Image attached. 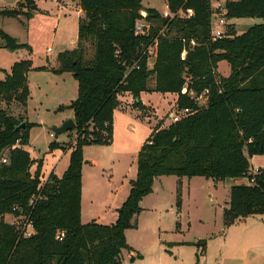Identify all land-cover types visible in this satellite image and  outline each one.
<instances>
[{
    "label": "trees",
    "instance_id": "trees-1",
    "mask_svg": "<svg viewBox=\"0 0 264 264\" xmlns=\"http://www.w3.org/2000/svg\"><path fill=\"white\" fill-rule=\"evenodd\" d=\"M23 1L18 4L19 13L3 10L0 16L16 17L21 7L34 4L33 0ZM72 1L84 12L77 47L61 53L57 58L60 67L52 70L55 74L71 73L78 83V98L69 106L77 137L68 145L69 165L61 177L52 172L42 179L40 162L32 172L37 161L24 150L31 126L6 111L12 104L27 108L29 73L46 67L34 68L32 60H21L0 81V159L8 150V162L0 165V264H123L122 253L130 249L125 232L135 227L143 199L153 192L155 180L164 176L216 182L254 179L253 185L231 187L224 226L264 215V169L251 174V159L264 156V24L241 35L231 24L227 36L213 42L210 0H165L175 14L172 19L145 8L144 0ZM224 8L228 20L264 19V0H228ZM180 10L183 14L176 16ZM188 10L193 11L191 17L185 15ZM142 11L155 26L148 37L135 35ZM166 25V34L160 35ZM0 38L8 50L28 49L2 30ZM155 40L156 53L149 58L144 51ZM191 40L197 42L193 48ZM87 43L95 51L91 60L85 58ZM185 49L188 53L182 59ZM224 61L231 68L227 78L218 74ZM136 64L138 68H133ZM187 83L196 95L209 90L205 106H197L182 93ZM149 91L177 95L176 106L192 114L164 129L158 124L143 144L137 157V177L117 210L116 222L83 224V149L111 143L121 94L137 98ZM23 122L26 130H17ZM181 204L179 187L178 208ZM8 215L26 217L34 233L23 236L15 224L5 220ZM198 245L204 252L207 242Z\"/></svg>",
    "mask_w": 264,
    "mask_h": 264
},
{
    "label": "rangeland",
    "instance_id": "rangeland-1",
    "mask_svg": "<svg viewBox=\"0 0 264 264\" xmlns=\"http://www.w3.org/2000/svg\"><path fill=\"white\" fill-rule=\"evenodd\" d=\"M33 1L30 7H21L16 17L0 16V30L28 48L8 50L0 38V81L16 62L32 60L34 68L56 66L61 53L77 47L78 23L82 15L73 2L65 0L71 5L66 8L57 0ZM217 1L211 0L212 6H216ZM21 2L25 3L23 0H0V11L19 13ZM143 5L159 10L162 15L166 11L164 0H144ZM260 24H264V19L247 18L238 19L234 26L235 30L243 32ZM94 53L93 46L87 43L85 58L91 60ZM218 74L227 78L230 65L221 62ZM28 84L31 97L27 108L21 109L14 104L6 111L30 122L29 144L24 150L37 161L32 172L40 162L42 179L52 172L61 177L69 165L71 150L68 145L74 142L77 133L73 131L56 137L54 129L73 119L74 112L69 106L78 98L77 81L71 73L33 71ZM176 98L174 94L152 91L143 92L137 98L131 94L119 96L111 143L83 149L84 163L90 161L82 176L83 224L97 221L111 225L110 211L106 210L111 206L112 196L127 198L131 181L137 177L139 151L158 124L164 129L172 123L170 113L176 108ZM54 143L57 145L53 146ZM259 167L264 168V156H254L251 160V169ZM238 180L234 181L239 182L237 185L247 184L246 178ZM228 186L230 183H217L203 177L158 178L153 192L141 203L142 211L134 219L135 227L125 232L130 249L122 253L123 264H264V215L249 216L225 227L223 212L220 214L219 210L220 206H229ZM179 187L180 208L177 206ZM5 220L15 222L16 219L8 215ZM223 231L227 235L225 242ZM204 241L207 245L203 252L198 243Z\"/></svg>",
    "mask_w": 264,
    "mask_h": 264
},
{
    "label": "built area",
    "instance_id": "built-area-1",
    "mask_svg": "<svg viewBox=\"0 0 264 264\" xmlns=\"http://www.w3.org/2000/svg\"><path fill=\"white\" fill-rule=\"evenodd\" d=\"M215 5L216 6H212L213 15H212V22H211V40L213 42L227 36L228 26L231 25L229 23L230 20L226 18L227 11L225 10L224 5H222L218 1L216 2ZM140 14H141V18L138 19L135 24V35L139 37H148L151 33V30L155 26L152 22L147 20L146 11H142ZM182 14H183V11L180 10L176 14V16H181ZM192 14H193V11L188 10L185 15L187 17H191ZM174 17H175V14H173L167 6V10L163 13V18L172 19ZM166 31H167V25L164 26L163 29L160 30V35H165ZM183 41L185 42V40ZM196 45H197L196 40L190 41L191 48L195 47ZM156 47H157V40H155V43L152 46L145 49L144 54L149 58H153V56L156 53ZM48 51H51V49H48ZM187 53L188 51L186 49L182 52V55H181L182 59L186 58ZM152 61H154V59H152ZM135 67L138 68L137 64L133 68ZM182 93L184 95H188L191 99H193L195 103L197 104V106L199 107L205 106L208 102L209 90L207 89L202 94L196 95L194 91L189 90L188 83H187L185 87L183 88ZM191 114L192 112L189 109L181 110L176 106L175 110L170 113V119L172 120V123H176V122H179L182 118L187 117ZM50 136L54 138V134H51ZM7 154H8V150H5L1 156L0 165L6 164L8 162ZM261 171H262L261 168L251 169V174L252 176H254V175L260 174ZM246 180H247L246 185L249 186V185L254 184V179L246 178ZM33 204H34V201L31 200L30 206H32ZM15 219H16L15 222H11V223L15 224L18 227V229L20 230L23 236L30 237L34 233L33 227L30 221L26 217L25 218H15ZM59 239L62 240V238H59Z\"/></svg>",
    "mask_w": 264,
    "mask_h": 264
},
{
    "label": "crops",
    "instance_id": "crops-1",
    "mask_svg": "<svg viewBox=\"0 0 264 264\" xmlns=\"http://www.w3.org/2000/svg\"><path fill=\"white\" fill-rule=\"evenodd\" d=\"M71 2H73L72 0H70ZM165 1V0H164ZM226 1H228V0H218V2H220L222 5H224L225 4V2ZM57 2L58 3H60V4H64V6L66 7V8H71L70 6H69V4L68 3H66V1L65 0H57ZM166 3V2H165ZM73 4L75 5V9L76 10H78L80 13H81V18H83L84 17V12L81 10V8H80V6L77 4V3H75V2H73ZM69 6V7H68ZM145 7V6H144ZM145 8H147V7H145ZM157 10V9H156ZM166 10H167V4H166ZM159 13H161L159 10H157ZM80 18V19H81ZM80 19H79V21H80ZM238 19H234V20H230L229 21V23L230 24H233V25H235V23H236V21H237ZM78 27H79V23H78ZM253 27V26H252ZM236 31H237V34L238 35H241V34H243L245 31H243V32H240L237 28H236ZM57 61H58V59H57ZM57 64L58 65H56V66H50V67H48V66H42V67H46V70H45V72H52V70H56V69H58L59 67H60V63H59V61L57 62ZM219 66H220V64H219ZM36 68H39V67H36ZM218 70H219V68H218ZM31 73H33V71L32 72H30L29 73V76L31 75ZM53 73V72H52ZM230 73H231V68H230ZM230 75V74H229ZM29 76H28V80H29ZM60 77H63V75H61ZM229 77V76H228ZM78 84V83H77ZM28 86H29V84H28ZM31 93V92H30ZM176 101H177V98H176ZM14 104H12L11 106H13ZM10 106V107H11ZM21 109H22V107H21ZM73 120H74V116H73ZM26 122H28L29 124H30V122L29 121H26ZM252 160V159H251ZM69 164V163H68ZM90 164V161H86L85 163H84V165H83V169H82V176H83V172H84V169H85V167L87 166V165H89ZM68 168V167H67ZM259 168H262V167H259ZM262 169H264V168H262ZM66 171V170H65ZM60 177V176H59ZM48 177H46V178H44V179H47ZM157 180V179H156ZM156 180H155V182H156ZM235 180H231V179H227V180H225V181H223V182H221V183H224V184H229L230 183V186H228V188H226V189H230V191H231V187L232 186H234V185H237L239 182H234ZM238 181H243V180H238ZM216 182V181H215ZM218 183V182H217ZM225 187H226V185H225ZM131 188V187H130ZM129 192H130V190H129ZM128 195H129V193H128ZM128 197V196H127ZM127 198H125V197H120V196H118V195H113L112 196V203L110 204L111 206H110V208H108V210H106V212H109L110 211V213L108 214L110 217H109V220H110V223L109 224H114L115 222H116V220H117V218H118V212H117V210L122 206V204L124 203V201L126 200ZM82 200H83V198H82ZM227 204V203H226ZM220 208H221V210H219V213L221 214V212H223L224 213V210L225 209H227V207L226 206H223V207H221L220 206ZM112 209V210H111ZM82 214H83V201H82ZM82 214H81V216H82ZM82 219V218H81ZM243 220V219H242ZM95 222H97V221H95ZM98 223V222H97ZM99 224H101V223H99ZM223 234H224V236H225V238H224V242H225V240L227 239V235L225 234V231H223ZM218 239V237L217 236H215V239ZM216 239V240H217Z\"/></svg>",
    "mask_w": 264,
    "mask_h": 264
},
{
    "label": "water",
    "instance_id": "water-1",
    "mask_svg": "<svg viewBox=\"0 0 264 264\" xmlns=\"http://www.w3.org/2000/svg\"><path fill=\"white\" fill-rule=\"evenodd\" d=\"M27 124L26 122H23L20 126H18L17 130H26ZM76 123L73 119H70L66 121L60 128H55L54 132L56 134V137L68 133V132H73L76 131Z\"/></svg>",
    "mask_w": 264,
    "mask_h": 264
}]
</instances>
